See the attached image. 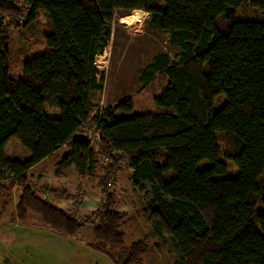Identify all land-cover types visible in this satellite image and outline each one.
I'll list each match as a JSON object with an SVG mask.
<instances>
[{
	"label": "trees",
	"instance_id": "trees-1",
	"mask_svg": "<svg viewBox=\"0 0 264 264\" xmlns=\"http://www.w3.org/2000/svg\"><path fill=\"white\" fill-rule=\"evenodd\" d=\"M244 1L0 0V167L20 187L17 217L32 211L65 236L88 234L115 264H142L151 240L126 244L128 213L117 208L127 164L134 188L151 195L144 209L155 233L172 240L182 264H264V20L236 18ZM249 2L264 10V0ZM135 9L181 51L176 59L160 51L141 69L150 107L129 96L94 112L105 81L96 58L116 10ZM41 19L44 50L15 72L13 31ZM220 93L227 101L214 110ZM12 139L22 153L7 151ZM63 147L61 163L95 176L103 196L85 219L59 206L80 212L81 185L29 183V171Z\"/></svg>",
	"mask_w": 264,
	"mask_h": 264
},
{
	"label": "rangeland",
	"instance_id": "rangeland-1",
	"mask_svg": "<svg viewBox=\"0 0 264 264\" xmlns=\"http://www.w3.org/2000/svg\"><path fill=\"white\" fill-rule=\"evenodd\" d=\"M13 1L23 2V0ZM150 17V14L144 10H116L108 45L96 58L105 72V81L103 90L93 95L94 112L105 109L107 105L117 104L121 99L129 96L133 98L137 108L144 109L152 105L149 89L142 88L141 69L160 51L168 52L173 59H176L181 48L171 46L169 34L154 27L149 22ZM235 17L264 20V10L257 9L249 0H245L236 8ZM42 21L43 19L33 27L26 28L23 33L13 31L11 48L12 68L15 72L20 71L25 59L43 52ZM226 101L225 93L216 95L213 101L214 110L221 108ZM17 144V140L12 139L7 145V151L22 153V149ZM65 151L66 148H62L39 168L31 170L33 175L29 172L31 175L29 183L39 187L46 184L45 181H49L48 179L58 178L55 185L64 182L73 190L79 188L78 183L83 182L86 185L82 188L86 192L83 191L85 196L81 199L80 212L73 208L71 203H64V208L74 211L80 219H85L84 217H88L99 206L103 196L95 176H82L79 167L75 164L68 166L60 162ZM146 186L149 188L150 183L147 182ZM4 187L8 190H4ZM116 191L117 208L128 213L122 224L125 243L130 244L144 237L151 240L142 264H182L181 254L174 247L172 240L169 237L161 238L155 233L144 209L151 195L149 192L134 188L132 170L127 164L119 173ZM19 196V185L15 182L13 185L12 176L0 167V264H115L108 254L88 245L91 241L88 234L76 238L65 236L42 225L41 216L32 211H29L27 219L22 222L17 217L16 210ZM109 247L107 250L115 252Z\"/></svg>",
	"mask_w": 264,
	"mask_h": 264
},
{
	"label": "crops",
	"instance_id": "crops-1",
	"mask_svg": "<svg viewBox=\"0 0 264 264\" xmlns=\"http://www.w3.org/2000/svg\"><path fill=\"white\" fill-rule=\"evenodd\" d=\"M63 148H66V147H63ZM62 149V148H61ZM60 149V150H61ZM60 150H58L57 152H59ZM66 151H67V148H66ZM65 151V152H66ZM64 154V153H63ZM62 154V155H63ZM56 155V154H55ZM55 155H52V156H50V157H48V158H45L44 160H42L41 162H39L37 165H35L31 170H35L36 168H39V166L41 165V164H43L46 160H48V159H51V158H53ZM62 157V156H61ZM60 162H61V158H60ZM30 170V171H31ZM29 171V172H30ZM47 171H49V170H47ZM30 174L31 175H33L31 172H30ZM29 174V175H30ZM49 181H45V183L46 184H42V185H47L48 186V188L50 189V190H55L56 188H63V189H65V188H68V189H70V190H72V188H69L67 185H69V184H67V183H64V182H59V183H62V185H60L59 183H57L56 185H55V181H57L58 180V178H56V179H48ZM51 181V182H50ZM51 184H53L54 186L52 187V185ZM41 185V186H42ZM78 185H81L82 187L84 186V185H86V184H84L83 182H80V183H78ZM74 190V189H73ZM72 190V191H73ZM48 195H50L51 197H48V198H52V195L50 194V193H48ZM57 195V194H56ZM58 196V195H57ZM64 203H70L69 201H65V200H63L60 204H59V206H61V207H65L64 206ZM72 206V205H71ZM82 209V208H81ZM114 262V261H113Z\"/></svg>",
	"mask_w": 264,
	"mask_h": 264
},
{
	"label": "built area",
	"instance_id": "built-area-1",
	"mask_svg": "<svg viewBox=\"0 0 264 264\" xmlns=\"http://www.w3.org/2000/svg\"><path fill=\"white\" fill-rule=\"evenodd\" d=\"M84 136L87 139L91 140V143L94 144V145L98 144L99 141H100V134L99 133H95L94 131H89V132L86 131L84 133Z\"/></svg>",
	"mask_w": 264,
	"mask_h": 264
},
{
	"label": "bare ground",
	"instance_id": "bare-ground-1",
	"mask_svg": "<svg viewBox=\"0 0 264 264\" xmlns=\"http://www.w3.org/2000/svg\"><path fill=\"white\" fill-rule=\"evenodd\" d=\"M140 10V9H139ZM141 11H143V10H141Z\"/></svg>",
	"mask_w": 264,
	"mask_h": 264
}]
</instances>
